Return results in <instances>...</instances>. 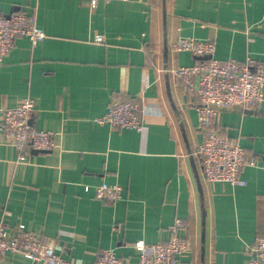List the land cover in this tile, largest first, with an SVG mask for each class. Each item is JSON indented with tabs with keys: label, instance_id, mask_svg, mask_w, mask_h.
<instances>
[{
	"label": "crops",
	"instance_id": "crops-1",
	"mask_svg": "<svg viewBox=\"0 0 264 264\" xmlns=\"http://www.w3.org/2000/svg\"><path fill=\"white\" fill-rule=\"evenodd\" d=\"M4 13L34 14L46 38L20 36L0 64V122L21 98L32 123L54 132L50 152L27 159L0 133V220L38 233L73 264L104 248L136 262L133 244L165 242L177 218L189 249L181 264H246L264 236V101L221 110L217 126L258 157L244 186L208 182L197 150L205 136L198 96L174 69L199 58L179 37L213 39L215 57L264 60V0H0ZM138 100L144 127L94 122L114 101ZM107 182L115 203L95 197ZM1 264H31L7 253Z\"/></svg>",
	"mask_w": 264,
	"mask_h": 264
},
{
	"label": "built area",
	"instance_id": "built-area-1",
	"mask_svg": "<svg viewBox=\"0 0 264 264\" xmlns=\"http://www.w3.org/2000/svg\"><path fill=\"white\" fill-rule=\"evenodd\" d=\"M20 36L28 37L35 47L46 38V32L38 25L34 14L25 10L11 13L0 10V64ZM173 49L177 52L188 51L203 58L173 71L199 98L196 110L205 136L197 152L202 158L205 179L210 183L226 182L244 186L246 181L241 171L245 165H256L258 157L222 132L216 123L221 110L236 106L256 110L262 104L264 60L249 53L243 59H218L215 57L216 42L213 39L193 36L179 37L173 43ZM36 105L35 98L25 96L18 105L4 111L0 122V133L19 152V162L27 159V148L43 152L56 147L54 132L39 129L32 123ZM143 107L138 100L114 101L103 116L93 121L141 131L144 127ZM95 197L115 203L123 198V188L119 184L103 182L96 187ZM186 225L185 219L177 218L170 226V237L165 242L135 241L136 262L124 260L113 248H104L98 255L97 264H181L182 256L189 249L188 239L181 233ZM7 253L23 254L31 264H73L72 259L59 254L38 233L20 226L11 227L1 219L0 264ZM246 264H264V236L256 239Z\"/></svg>",
	"mask_w": 264,
	"mask_h": 264
},
{
	"label": "water",
	"instance_id": "water-1",
	"mask_svg": "<svg viewBox=\"0 0 264 264\" xmlns=\"http://www.w3.org/2000/svg\"><path fill=\"white\" fill-rule=\"evenodd\" d=\"M36 152H38V151H36ZM44 152H50V151H44Z\"/></svg>",
	"mask_w": 264,
	"mask_h": 264
}]
</instances>
